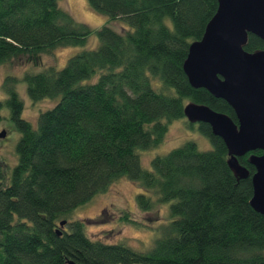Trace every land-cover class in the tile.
<instances>
[{
	"label": "trees",
	"instance_id": "trees-1",
	"mask_svg": "<svg viewBox=\"0 0 264 264\" xmlns=\"http://www.w3.org/2000/svg\"><path fill=\"white\" fill-rule=\"evenodd\" d=\"M59 1L0 0V65L38 64L42 54L85 42L92 28ZM87 2L107 18L96 29L98 46L72 55L61 69L48 65L24 76L32 101L58 99L36 125L22 117L18 80L5 77L2 84L0 121L6 107L20 137L15 166H0V264H264V215L249 203L250 153L238 157L250 172L240 179L222 139L208 124L187 121L208 138L209 149L186 141L154 156L149 169L140 163V152L185 118L187 103L236 122L224 100L193 88L183 71L189 45L203 35L217 0ZM116 19L129 29L111 28ZM243 49L263 50L264 41L248 34ZM120 177L142 189L139 210L168 204L166 222L142 249L90 238L83 220H68ZM61 220L66 225L58 235Z\"/></svg>",
	"mask_w": 264,
	"mask_h": 264
},
{
	"label": "water",
	"instance_id": "water-1",
	"mask_svg": "<svg viewBox=\"0 0 264 264\" xmlns=\"http://www.w3.org/2000/svg\"><path fill=\"white\" fill-rule=\"evenodd\" d=\"M248 34L264 41V0H217V9L200 39L190 43L183 71L193 88H203L224 100L234 111L236 122L227 114L203 104L187 103L183 114L190 124L206 123L227 148V164L245 179L249 170L238 157L250 152L251 207L264 215V49L247 52ZM5 130L0 137H5ZM260 150V154L252 151ZM66 220H61L60 235ZM68 264L76 263L72 260Z\"/></svg>",
	"mask_w": 264,
	"mask_h": 264
},
{
	"label": "rangeland",
	"instance_id": "rangeland-1",
	"mask_svg": "<svg viewBox=\"0 0 264 264\" xmlns=\"http://www.w3.org/2000/svg\"><path fill=\"white\" fill-rule=\"evenodd\" d=\"M59 6L70 12L79 22L92 28V32L82 45L57 47L50 53L42 54L38 64L33 62H12L0 65V99L6 97L2 88L5 77H15L18 80L17 92L23 101L22 117L36 125L39 113L52 107L58 99H42L32 101L26 91L24 76L35 74L53 66L61 69L72 55L86 49L98 46L96 29L107 22V18L94 11L87 0H60ZM116 31L129 29L123 21L116 19L109 23ZM0 131L5 130V137H0V166L5 170L12 169L17 162L16 144L20 133L13 127L6 107L1 111ZM196 127V124L194 125ZM189 127L185 118L169 124L168 130L157 146L140 152V163L145 169L150 168L154 156L163 155L172 148L186 141H194L200 150H207L211 144L206 136L196 128ZM143 192L140 186L126 177H120L112 182L106 190L94 195L88 202L74 209L69 221L81 219L85 223V233L90 238L101 239L107 243H126L130 247L142 249L149 246L153 240L155 229L166 222L168 204H158L151 211L139 210L136 196ZM154 200V198H153ZM128 215L136 224L124 221ZM65 228V226H64Z\"/></svg>",
	"mask_w": 264,
	"mask_h": 264
},
{
	"label": "flooded vegetation",
	"instance_id": "flooded-vegetation-1",
	"mask_svg": "<svg viewBox=\"0 0 264 264\" xmlns=\"http://www.w3.org/2000/svg\"><path fill=\"white\" fill-rule=\"evenodd\" d=\"M236 118V117H235ZM248 153H250V152H248ZM247 154V153H246Z\"/></svg>",
	"mask_w": 264,
	"mask_h": 264
}]
</instances>
